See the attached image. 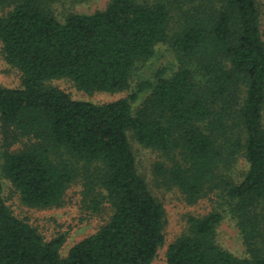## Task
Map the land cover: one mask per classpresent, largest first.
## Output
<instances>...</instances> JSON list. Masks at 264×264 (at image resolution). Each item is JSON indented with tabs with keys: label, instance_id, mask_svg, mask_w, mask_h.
<instances>
[{
	"label": "trees",
	"instance_id": "trees-1",
	"mask_svg": "<svg viewBox=\"0 0 264 264\" xmlns=\"http://www.w3.org/2000/svg\"><path fill=\"white\" fill-rule=\"evenodd\" d=\"M49 0H0L5 60L22 87L0 85V264H153L164 244L165 207L139 173L128 133L163 152L156 173L189 203L220 191L247 255L220 246V211L190 214L171 242L167 264H264V39L256 0H111L103 10L58 20ZM159 43L179 68L143 82L150 94L133 112L137 92L107 103L72 98L48 81L69 78L86 92L130 87L138 62ZM243 155L236 181L225 173ZM8 178L30 207L60 205L83 180L95 213L112 214L62 257L60 234L45 240L3 196Z\"/></svg>",
	"mask_w": 264,
	"mask_h": 264
},
{
	"label": "rangeland",
	"instance_id": "rangeland-1",
	"mask_svg": "<svg viewBox=\"0 0 264 264\" xmlns=\"http://www.w3.org/2000/svg\"><path fill=\"white\" fill-rule=\"evenodd\" d=\"M111 0H49L47 8L54 16L64 21L74 13L90 14L97 10H103ZM159 0H148L155 3ZM260 14V27L264 39V0H256ZM9 8L0 7V15ZM179 60L176 53L168 43H159L155 54L147 61H141L134 67L130 76V87L119 92L93 91L86 92L79 89L69 78H57L47 82L48 85L58 87L66 91L72 98L91 101L93 103H107L133 92H137V98L132 102L135 112L145 98L150 94L149 88L139 90L143 82H153L157 75L162 73L170 76L179 68ZM22 72L9 64L4 57L3 45L0 41V85L5 87H22ZM264 125V110H263ZM132 150L135 154L139 173L148 183L152 193L163 203L165 207V224L163 228L165 242L158 249L153 264H167L166 251L171 242L187 230V217L193 215H205L211 211H220L223 219L217 227L216 240L220 246L231 251L239 257L247 255L243 236L237 221L226 211L222 203L219 190L209 192L195 203H189L176 186H169L155 170L157 162L165 165L170 164V159L163 152L141 145L128 133ZM1 146V139H0ZM2 164L0 147V167ZM248 169V163L243 155L238 156L231 167L225 171L234 180H241ZM3 196L7 205L19 218H25L35 226L45 240L62 234L65 241L60 249L62 257L66 256L69 249L80 240L95 233L104 225L112 214L109 203H105L101 212H92L84 200L83 180L78 178L66 191L60 205L48 208L30 207L22 202L20 194L11 181L2 177Z\"/></svg>",
	"mask_w": 264,
	"mask_h": 264
}]
</instances>
